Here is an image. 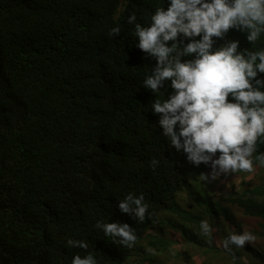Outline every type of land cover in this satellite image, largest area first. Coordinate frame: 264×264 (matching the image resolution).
<instances>
[{"label": "trees", "instance_id": "trees-1", "mask_svg": "<svg viewBox=\"0 0 264 264\" xmlns=\"http://www.w3.org/2000/svg\"><path fill=\"white\" fill-rule=\"evenodd\" d=\"M159 4L0 0V264H71L88 253L98 264L184 255L188 264H264V181L238 171L210 190L209 169L171 148L151 111L156 97L142 80L155 61L136 47L127 17L135 12L143 24ZM114 27L118 36L110 35ZM226 38L241 49L264 47V34L254 44L236 30ZM259 152L264 139L253 154L262 172ZM226 183L229 192L221 190ZM129 192L144 195L150 219L121 214L118 202ZM117 219L134 228L133 247L94 227ZM201 220L211 226L207 235ZM233 232L255 239L229 252L223 244ZM68 238L88 249L68 247Z\"/></svg>", "mask_w": 264, "mask_h": 264}, {"label": "clouds", "instance_id": "clouds-1", "mask_svg": "<svg viewBox=\"0 0 264 264\" xmlns=\"http://www.w3.org/2000/svg\"><path fill=\"white\" fill-rule=\"evenodd\" d=\"M127 23L133 26L136 47L155 61L142 85L156 97L151 111L171 148L192 166L208 168V183L238 171L253 172V154L264 139V47L241 49L239 40L226 37L236 30L250 44L257 42L264 34V0H160L143 24L135 12ZM119 33V27L110 31ZM166 87L171 91L159 96ZM255 158L264 165V152ZM159 163L153 158L150 166ZM117 207L138 222L153 216L143 194L129 192ZM94 227L129 248L137 239L134 228L119 219L97 220ZM200 229L207 235L211 226L201 220ZM254 239L251 232H233L223 247L231 252V246L243 248ZM66 245L88 249L85 240L68 238ZM71 264L98 261L88 253L74 256Z\"/></svg>", "mask_w": 264, "mask_h": 264}, {"label": "rangeland", "instance_id": "rangeland-1", "mask_svg": "<svg viewBox=\"0 0 264 264\" xmlns=\"http://www.w3.org/2000/svg\"><path fill=\"white\" fill-rule=\"evenodd\" d=\"M245 178L248 181L251 180V182L253 184H254V181H256L257 184L258 183H261L262 181H264V171L261 172L259 170L258 171L255 170L253 172H247L245 174ZM237 180H238V178L236 176H232L231 177V183H237ZM204 184H205V186L207 188H210V190H214V191L217 190V189H219V188H221L220 187L221 186V183L219 181V178L215 182H211V183H208V182L205 181ZM231 189L232 188H231L230 184L229 183H226V184H223V187H222L221 190H225V191L229 192V191H231ZM182 247H183V250H185V248H186L185 245H182ZM177 250H178V248H175V251H177ZM185 256H186V258H185ZM177 259H178V261H177ZM187 259H189V256L188 255H184V256H181V257L176 258V259L169 258L167 260H164L163 261V264H188ZM132 260L134 262H131V261L128 260V262H125L123 264H146L145 262L140 263L139 260L136 259V258H133ZM190 260H193V259L190 258Z\"/></svg>", "mask_w": 264, "mask_h": 264}]
</instances>
